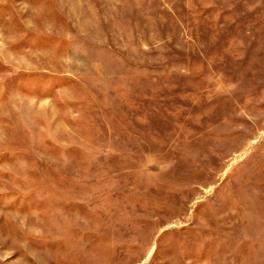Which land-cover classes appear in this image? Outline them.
Masks as SVG:
<instances>
[{"label":"rangeland","instance_id":"obj_1","mask_svg":"<svg viewBox=\"0 0 264 264\" xmlns=\"http://www.w3.org/2000/svg\"><path fill=\"white\" fill-rule=\"evenodd\" d=\"M0 264H264V0H0Z\"/></svg>","mask_w":264,"mask_h":264}]
</instances>
